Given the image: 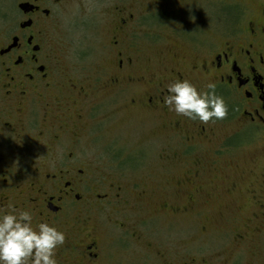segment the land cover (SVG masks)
<instances>
[{
  "label": "flooded vegetation",
  "instance_id": "1",
  "mask_svg": "<svg viewBox=\"0 0 264 264\" xmlns=\"http://www.w3.org/2000/svg\"><path fill=\"white\" fill-rule=\"evenodd\" d=\"M90 1L112 3L113 51L103 67L88 71L81 64L84 51L78 60L68 58L58 34L73 0H0V209L27 210L33 227L47 222L63 231L58 264H106L98 222L119 226L117 214L109 213L129 206L128 194L135 191L137 204L150 196L145 182L138 190L123 188L85 156L103 138L96 120L131 107L158 120L167 131L170 162L184 169L172 181L176 199L161 187L155 210L187 212L211 198L203 191L221 189L251 206L233 239L263 236L264 0ZM202 12L207 19L201 25ZM216 15L223 24H215ZM176 79H188L200 91L214 82L227 115L201 122L169 110L163 94ZM218 133L220 142L207 153L195 150V140L212 143ZM112 141L107 152H127L126 141L122 150ZM179 141L184 148H176ZM241 152L245 156L235 160ZM155 254V264H175L161 250Z\"/></svg>",
  "mask_w": 264,
  "mask_h": 264
},
{
  "label": "rangeland",
  "instance_id": "2",
  "mask_svg": "<svg viewBox=\"0 0 264 264\" xmlns=\"http://www.w3.org/2000/svg\"><path fill=\"white\" fill-rule=\"evenodd\" d=\"M111 5L109 1L97 5L90 0H73L62 12L58 34L67 46L65 55L78 60L83 55L81 51H84L86 56L83 55L81 64L88 71L103 67L105 56H111L113 51L110 44L113 23V14L109 10ZM215 17L216 25L223 24L217 15ZM199 18L202 25L203 19H207L206 13L202 12ZM138 30L142 33L145 29L139 26ZM96 121L102 126L97 134H102L103 138L98 137L93 142L92 149H97V154L91 155L93 151H90L85 159L93 161L95 168L117 180L123 188L138 190L145 182L150 196L142 204H137L133 200L135 191L128 194L131 200L129 206H120L117 212L109 213L117 214L113 219L119 226L105 220L98 222L109 257L106 264H145L146 261L155 264L158 260L156 249L175 264L182 260L188 261V264H264V234L244 243L233 239L234 232L242 228L245 214L251 210L249 203L235 193L226 196L221 189L209 188L202 193L211 197L203 206L189 207L187 212L181 213L155 210V202L161 200L163 193L161 187L164 186L165 194L172 198V181L177 174L184 172L180 164L170 162L172 156L165 136L167 131L159 129L157 119L148 112L137 113L128 107L125 112H118L104 122ZM222 122L218 124L221 126ZM219 137L220 133L212 143L195 140V150L202 149L207 153L208 147L212 148L220 142ZM112 139H116L117 143L112 144L120 149L121 143L126 141L127 152L111 154L110 149L107 152ZM177 146L182 149L185 142L179 141ZM166 154L170 155L168 159ZM245 154L237 153L238 159L235 160H241ZM227 173L231 177L236 175L234 171L227 170ZM152 175L158 178L151 182L149 176ZM205 199L203 196L200 201ZM241 207H244L243 210ZM248 232L250 236L254 235L252 228Z\"/></svg>",
  "mask_w": 264,
  "mask_h": 264
},
{
  "label": "clouds",
  "instance_id": "3",
  "mask_svg": "<svg viewBox=\"0 0 264 264\" xmlns=\"http://www.w3.org/2000/svg\"><path fill=\"white\" fill-rule=\"evenodd\" d=\"M205 87L207 91H200L188 79H176L167 84L162 102L189 119H223L228 111L224 98L216 93L214 82ZM9 208L0 209V264H58L56 249L64 244V232L47 222L33 227L29 211Z\"/></svg>",
  "mask_w": 264,
  "mask_h": 264
}]
</instances>
